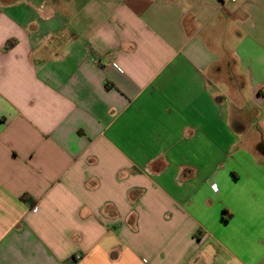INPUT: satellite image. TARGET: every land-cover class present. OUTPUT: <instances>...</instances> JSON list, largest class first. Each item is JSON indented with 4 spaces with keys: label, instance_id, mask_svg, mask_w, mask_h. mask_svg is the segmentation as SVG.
<instances>
[{
    "label": "crops",
    "instance_id": "obj_1",
    "mask_svg": "<svg viewBox=\"0 0 264 264\" xmlns=\"http://www.w3.org/2000/svg\"><path fill=\"white\" fill-rule=\"evenodd\" d=\"M259 141L264 0H0V264H264Z\"/></svg>",
    "mask_w": 264,
    "mask_h": 264
},
{
    "label": "trees",
    "instance_id": "obj_2",
    "mask_svg": "<svg viewBox=\"0 0 264 264\" xmlns=\"http://www.w3.org/2000/svg\"><path fill=\"white\" fill-rule=\"evenodd\" d=\"M257 151H259L261 154L264 155V141H259L258 144L256 145ZM22 199H30L32 201V198H27L25 195H21Z\"/></svg>",
    "mask_w": 264,
    "mask_h": 264
},
{
    "label": "rangeland",
    "instance_id": "obj_3",
    "mask_svg": "<svg viewBox=\"0 0 264 264\" xmlns=\"http://www.w3.org/2000/svg\"><path fill=\"white\" fill-rule=\"evenodd\" d=\"M259 154H261L259 151H258Z\"/></svg>",
    "mask_w": 264,
    "mask_h": 264
}]
</instances>
